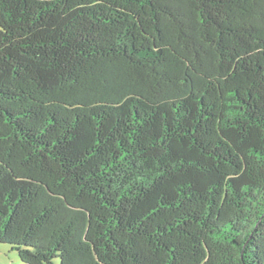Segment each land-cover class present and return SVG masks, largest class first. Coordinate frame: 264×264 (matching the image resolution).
Returning a JSON list of instances; mask_svg holds the SVG:
<instances>
[{"label":"trees","instance_id":"trees-1","mask_svg":"<svg viewBox=\"0 0 264 264\" xmlns=\"http://www.w3.org/2000/svg\"><path fill=\"white\" fill-rule=\"evenodd\" d=\"M0 242L264 264V0H0Z\"/></svg>","mask_w":264,"mask_h":264},{"label":"rangeland","instance_id":"rangeland-1","mask_svg":"<svg viewBox=\"0 0 264 264\" xmlns=\"http://www.w3.org/2000/svg\"><path fill=\"white\" fill-rule=\"evenodd\" d=\"M0 264H26L10 244L0 242Z\"/></svg>","mask_w":264,"mask_h":264}]
</instances>
